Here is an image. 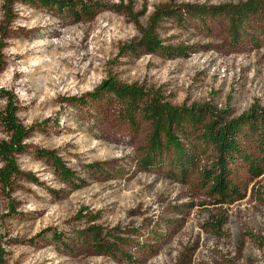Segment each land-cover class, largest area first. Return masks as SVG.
I'll use <instances>...</instances> for the list:
<instances>
[{
	"label": "rangeland",
	"instance_id": "obj_1",
	"mask_svg": "<svg viewBox=\"0 0 264 264\" xmlns=\"http://www.w3.org/2000/svg\"><path fill=\"white\" fill-rule=\"evenodd\" d=\"M243 1L0 0V144L8 106L24 132L14 173L0 176V264H264V174L237 163L244 198L220 205L195 169L174 177L168 153L144 168L149 120L136 111L129 122L104 89L131 85L226 119L264 108V15L236 41L224 14L195 13ZM145 32L162 49L146 51Z\"/></svg>",
	"mask_w": 264,
	"mask_h": 264
},
{
	"label": "trees",
	"instance_id": "obj_2",
	"mask_svg": "<svg viewBox=\"0 0 264 264\" xmlns=\"http://www.w3.org/2000/svg\"><path fill=\"white\" fill-rule=\"evenodd\" d=\"M35 1L42 6H57L63 8L66 0H26ZM84 11L92 9L88 1L79 2ZM96 7L98 3L95 4ZM107 7V6H103ZM117 10L116 5L108 6ZM197 14H224L227 18V27L232 40L238 41L239 30L249 16L261 18L264 15V0H245L237 4H222L203 10L197 8ZM128 14L132 15L128 10ZM137 25V20L133 18ZM49 26V25H46ZM38 35L44 29L34 28ZM54 31V30H53ZM27 33H30L27 31ZM51 34H56L53 32ZM146 33L143 48L152 52L162 49L158 41ZM172 53V52H171ZM108 94L120 101L127 114L128 121L133 122V112L139 111L149 120L152 126L150 146L144 154L141 164L144 168L157 167L162 162L164 153H168L170 169L174 177H185L192 169L197 171L199 179L207 188V193L215 198L217 204H231L244 198V193L238 182L232 179V171L237 163H240L246 174L251 179L259 178L264 174V108L252 106L246 113L238 117L226 119L220 113L207 108L183 110L169 106L167 102L159 98H148L142 90L131 85H118L111 81L104 88ZM10 108V110H9ZM6 130L10 133V140L0 144V157L7 161L8 171L0 176L3 180L14 172V165L8 157L14 151L22 149L20 138L24 135L23 128L15 122L14 107L8 106L2 117ZM193 131L194 141L189 142L190 150L184 153L183 147L177 138V134L186 135V129ZM203 147V148H202ZM209 151L208 156L207 153ZM206 156L205 164L198 163ZM167 157V156H166ZM62 167L61 164L57 165ZM63 177L70 175L68 170H62ZM218 226L224 222L223 219Z\"/></svg>",
	"mask_w": 264,
	"mask_h": 264
}]
</instances>
